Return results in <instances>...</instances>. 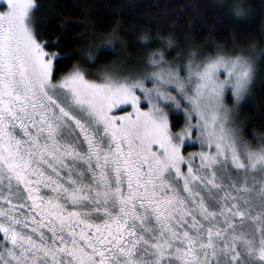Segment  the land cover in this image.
<instances>
[{
    "label": "snow or ice",
    "instance_id": "snow-or-ice-1",
    "mask_svg": "<svg viewBox=\"0 0 264 264\" xmlns=\"http://www.w3.org/2000/svg\"><path fill=\"white\" fill-rule=\"evenodd\" d=\"M0 5V264H264V143L225 103L249 91V57L153 52L138 73L57 78L70 57L38 38L36 0Z\"/></svg>",
    "mask_w": 264,
    "mask_h": 264
},
{
    "label": "trees",
    "instance_id": "trees-1",
    "mask_svg": "<svg viewBox=\"0 0 264 264\" xmlns=\"http://www.w3.org/2000/svg\"><path fill=\"white\" fill-rule=\"evenodd\" d=\"M36 2L38 38L46 43L47 51L70 57L58 62L57 78L77 64H85L89 71L122 61L132 67L141 65L140 59L169 44L204 56L219 52L249 57L255 64L254 78L235 126L250 145L255 140L264 142V0ZM237 8L242 15H236ZM113 35L118 39L112 51L104 52L95 63L84 62L87 52ZM170 123L174 132L179 131L183 114L171 113Z\"/></svg>",
    "mask_w": 264,
    "mask_h": 264
},
{
    "label": "rangeland",
    "instance_id": "rangeland-1",
    "mask_svg": "<svg viewBox=\"0 0 264 264\" xmlns=\"http://www.w3.org/2000/svg\"><path fill=\"white\" fill-rule=\"evenodd\" d=\"M2 10H4V8H3L2 5H0V11H2ZM152 52H163L164 55H165V59L168 60V61L174 62V64L176 66H179V65H182V64L186 63L190 58H192L193 54H197L196 57H195L197 60L203 59L205 57L204 54L202 55V54H199V53H196V52H191V51H188V50H184V49H182V48H180L178 46L172 45V44L163 45V47H158L156 50H153ZM150 55L151 54H148L149 57H150ZM149 57L148 58L146 57V59H140L141 65L140 64H135L134 67L129 66L124 61H122V62L116 63L115 65H112L109 68L118 69V70H120L121 72H123L125 74H128V73H138V72H141V71L144 70V66H145L146 62L148 61ZM256 57H257V54L254 55V57H252V58H256ZM253 64H254V62H253ZM80 66L81 67H84V68H87V66L85 64H80ZM254 67H255V64H254ZM90 69H91L90 72H92L94 74V75H92V76L89 77V78H92V79L96 78V75L95 74H98L99 71L101 70V68L100 69L99 68L96 69V68H91V67H90ZM247 94H248V92L246 93V95L244 96V98L242 100H240L239 102H237L234 98H226L225 103L230 108L233 109V117H234V120H236L235 117L237 115L238 109L241 106V104L244 102ZM141 106L143 108H145V109H147V107H148L147 104H142ZM122 107L125 108V111H131V108L128 107V106H122ZM167 111L169 113V121H170V115H171V113H182L183 116H184V124H183L182 128H184L185 123H186V117H185L183 111L180 110V109H175V107L169 108V109H167ZM115 114L122 115L123 113L122 112H116ZM235 124H236V121H235ZM236 125H238V124H236ZM194 139H195V136H193L192 140H190L186 144V146L183 148V152H184V154L186 156L189 153H194V152H199L200 151L199 144L198 143L193 144L192 141ZM262 143H264V142L255 140L253 142L252 146L255 147V146H258L259 144H262Z\"/></svg>",
    "mask_w": 264,
    "mask_h": 264
},
{
    "label": "clouds",
    "instance_id": "clouds-1",
    "mask_svg": "<svg viewBox=\"0 0 264 264\" xmlns=\"http://www.w3.org/2000/svg\"><path fill=\"white\" fill-rule=\"evenodd\" d=\"M237 9H239L240 11H241V9L240 8H237ZM237 11V10H236Z\"/></svg>",
    "mask_w": 264,
    "mask_h": 264
}]
</instances>
